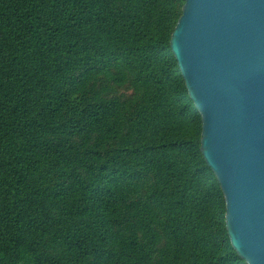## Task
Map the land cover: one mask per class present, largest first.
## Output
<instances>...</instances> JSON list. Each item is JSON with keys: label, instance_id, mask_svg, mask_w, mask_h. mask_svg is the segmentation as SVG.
I'll return each instance as SVG.
<instances>
[{"label": "trees", "instance_id": "trees-1", "mask_svg": "<svg viewBox=\"0 0 264 264\" xmlns=\"http://www.w3.org/2000/svg\"><path fill=\"white\" fill-rule=\"evenodd\" d=\"M185 0H0V264H246L169 47Z\"/></svg>", "mask_w": 264, "mask_h": 264}, {"label": "water", "instance_id": "water-1", "mask_svg": "<svg viewBox=\"0 0 264 264\" xmlns=\"http://www.w3.org/2000/svg\"><path fill=\"white\" fill-rule=\"evenodd\" d=\"M169 47L246 264H264V0H185Z\"/></svg>", "mask_w": 264, "mask_h": 264}]
</instances>
